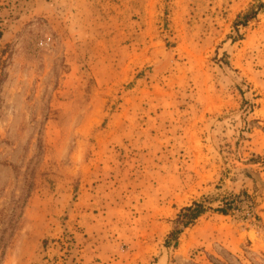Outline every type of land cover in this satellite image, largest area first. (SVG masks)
I'll return each instance as SVG.
<instances>
[{
    "label": "rangeland",
    "instance_id": "1",
    "mask_svg": "<svg viewBox=\"0 0 264 264\" xmlns=\"http://www.w3.org/2000/svg\"><path fill=\"white\" fill-rule=\"evenodd\" d=\"M0 264H264V0H0Z\"/></svg>",
    "mask_w": 264,
    "mask_h": 264
},
{
    "label": "trees",
    "instance_id": "2",
    "mask_svg": "<svg viewBox=\"0 0 264 264\" xmlns=\"http://www.w3.org/2000/svg\"><path fill=\"white\" fill-rule=\"evenodd\" d=\"M262 4H258L255 7H251L246 13L239 15L234 23V27L237 28L240 25H245L249 20L253 19L256 13L260 10ZM237 196L231 195L224 200H222V206L217 208V211L220 214L225 215L227 210L232 207L233 201ZM205 212L203 201H195L190 206L182 208L177 218L173 222L174 229L168 234L167 240H176L178 234L182 229L190 226L199 216Z\"/></svg>",
    "mask_w": 264,
    "mask_h": 264
}]
</instances>
